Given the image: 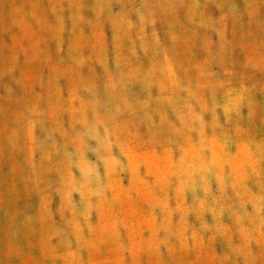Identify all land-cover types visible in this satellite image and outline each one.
<instances>
[{
	"label": "rangeland",
	"instance_id": "rangeland-1",
	"mask_svg": "<svg viewBox=\"0 0 264 264\" xmlns=\"http://www.w3.org/2000/svg\"><path fill=\"white\" fill-rule=\"evenodd\" d=\"M0 264H264V0H0Z\"/></svg>",
	"mask_w": 264,
	"mask_h": 264
}]
</instances>
